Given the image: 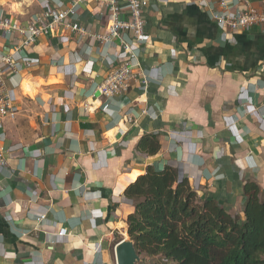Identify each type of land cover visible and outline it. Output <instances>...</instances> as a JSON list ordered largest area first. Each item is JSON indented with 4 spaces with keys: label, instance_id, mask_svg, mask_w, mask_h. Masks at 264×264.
Instances as JSON below:
<instances>
[{
    "label": "crops",
    "instance_id": "0c3cea01",
    "mask_svg": "<svg viewBox=\"0 0 264 264\" xmlns=\"http://www.w3.org/2000/svg\"><path fill=\"white\" fill-rule=\"evenodd\" d=\"M54 1L70 2L0 0V15L25 25ZM144 1L140 69L108 98L96 86L113 47L102 55L69 29L22 46L18 32L0 29V52L30 62L5 74L17 113L0 120V264H116L134 211L125 190L148 166L174 168L199 198L240 219L245 181L264 200V27L227 36L211 18L215 0ZM250 2L264 9V0ZM78 21L106 31L94 0ZM146 134L157 135L153 155L136 148Z\"/></svg>",
    "mask_w": 264,
    "mask_h": 264
},
{
    "label": "trees",
    "instance_id": "16d2710c",
    "mask_svg": "<svg viewBox=\"0 0 264 264\" xmlns=\"http://www.w3.org/2000/svg\"><path fill=\"white\" fill-rule=\"evenodd\" d=\"M159 146L157 135L146 134L136 148L153 155ZM259 193L254 181H245L240 219L214 199L199 198L174 168L148 166L125 190L134 202L127 234L139 256L168 264H264V200Z\"/></svg>",
    "mask_w": 264,
    "mask_h": 264
},
{
    "label": "built area",
    "instance_id": "2783aa9c",
    "mask_svg": "<svg viewBox=\"0 0 264 264\" xmlns=\"http://www.w3.org/2000/svg\"><path fill=\"white\" fill-rule=\"evenodd\" d=\"M89 0H70L69 5L62 7L60 1L54 5H43L36 13L21 25L9 16L0 15V29L3 35L18 32L22 36V46L32 44L40 35L56 36L69 29L79 37H91L101 46V54L113 47L114 56L105 79L96 86L100 96L112 97L127 89L130 79L135 78L140 69L138 47L146 39V18L144 0H94L107 17L105 33H90L80 25L78 11L80 6ZM219 9L211 12V18L227 36H232L252 27H264V9H256L250 0H215ZM90 52L88 47L86 53ZM30 66L28 60L19 58L15 53L0 52V120L4 117L13 118L17 108L5 87L6 72L18 73ZM0 147V166L5 159ZM40 214L37 221L45 219ZM65 228L60 227L57 235H64ZM53 243V242H52Z\"/></svg>",
    "mask_w": 264,
    "mask_h": 264
},
{
    "label": "water",
    "instance_id": "95a60500",
    "mask_svg": "<svg viewBox=\"0 0 264 264\" xmlns=\"http://www.w3.org/2000/svg\"><path fill=\"white\" fill-rule=\"evenodd\" d=\"M116 264H136L140 257L134 247V243L129 239H121L114 248Z\"/></svg>",
    "mask_w": 264,
    "mask_h": 264
},
{
    "label": "rangeland",
    "instance_id": "374dc122",
    "mask_svg": "<svg viewBox=\"0 0 264 264\" xmlns=\"http://www.w3.org/2000/svg\"><path fill=\"white\" fill-rule=\"evenodd\" d=\"M139 257H140V261L142 259L143 260L142 263L144 264H168L169 263V262L161 260L159 257H153V258H148L144 256L143 257L139 256ZM140 261L137 263H140Z\"/></svg>",
    "mask_w": 264,
    "mask_h": 264
}]
</instances>
